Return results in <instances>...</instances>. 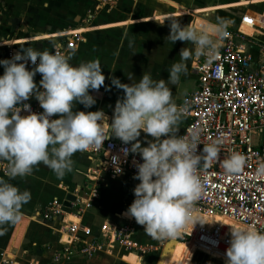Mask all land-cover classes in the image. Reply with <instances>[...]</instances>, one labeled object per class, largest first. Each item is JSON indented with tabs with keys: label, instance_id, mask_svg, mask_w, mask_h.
I'll list each match as a JSON object with an SVG mask.
<instances>
[{
	"label": "clouds",
	"instance_id": "obj_1",
	"mask_svg": "<svg viewBox=\"0 0 264 264\" xmlns=\"http://www.w3.org/2000/svg\"><path fill=\"white\" fill-rule=\"evenodd\" d=\"M230 23L218 18L192 26L171 20L166 39L172 44L189 42L194 47L179 50L181 59L172 64L167 81L154 80L150 72L128 84L110 77L111 85L123 91L111 118L103 109L74 110L76 104L85 109L96 104L90 90L98 91L105 80L98 61L73 66L70 57L58 51L30 46L0 59V161L7 162L5 174L10 179L24 177L43 163L62 178L72 170L74 153L101 147L115 137L131 144L123 149L125 155L138 153L142 160L135 164L133 178L139 183L132 190L134 199L122 215L133 218L157 240L176 239L190 222L194 227L199 222L194 205L203 191L198 169L219 159L221 141L199 148V131L178 135V123L188 106L174 102L169 84L175 85L186 73V62L193 54L214 59ZM37 74L41 77L39 86L34 80ZM128 79H133L132 73ZM31 97L42 112H32L25 103ZM21 111L28 114L21 115ZM141 133L152 138L147 146H141ZM245 164L244 154L232 152L221 166L225 176H235ZM113 171L117 175L122 172L115 158ZM256 175L264 177V159L258 162ZM30 199L28 190L21 191L0 178V226L19 222L21 209ZM225 255V264H264V231L231 227Z\"/></svg>",
	"mask_w": 264,
	"mask_h": 264
},
{
	"label": "crops",
	"instance_id": "obj_2",
	"mask_svg": "<svg viewBox=\"0 0 264 264\" xmlns=\"http://www.w3.org/2000/svg\"><path fill=\"white\" fill-rule=\"evenodd\" d=\"M263 13L264 0H114L113 3L107 0H0V59H5L10 48L17 50L30 46L51 52L57 45L64 46L68 35L77 33L79 41L67 51L69 62L78 66L81 62L98 61L105 80L98 91L90 90L96 99L95 105L85 109L83 105L76 104L74 110L103 109L111 118L123 91L111 85L110 77H118L121 83L128 84L138 82L143 73L150 72L154 80L167 81L172 64L181 59L179 50L194 47L189 42L172 44L166 39L171 20L179 19L184 25L195 26L203 20L216 22L218 18H224L231 21L226 29L240 28L253 34V29L242 24L241 18L243 15L259 17ZM201 57L193 54L186 62V73L181 74L175 85L169 84L177 105H181L185 94L196 90L192 67ZM130 73L133 74L131 81L128 79ZM2 74L3 67H0ZM40 79V74L34 77L38 86ZM190 80L194 88L182 90ZM185 122L182 116L178 135ZM138 139L143 147L152 138L141 133ZM71 159L72 170L62 178L43 163L35 165L30 175L12 179L0 170V178L31 194L30 201L21 209L19 222L0 226V257H7L10 264H52L54 253L60 248L58 240L62 221L61 218L45 221L36 213L53 200L64 203L68 194L73 195L75 201L71 207H66V213H75L73 206L78 202L80 206L84 202L92 203L88 213L93 216L83 214L84 209L79 206L80 222L92 231L89 239L98 236L101 225L106 222L130 223L134 227V219L122 214L132 203V190L139 181L127 173L110 177L104 168L99 167V157L84 152L74 153ZM122 179L127 183L123 191L117 195H103L101 186ZM94 189L97 190V198L90 195ZM126 195L132 199H124ZM148 237L143 229H137V233L134 230L136 242L150 240ZM187 246L190 245L180 242L169 245L162 264H190L191 261L204 264L203 261H209L202 260L200 256H194L193 261L192 255L183 258L182 249ZM102 252L110 253L111 250H98L91 256L75 257L59 264H82L89 262L85 259H99L98 254ZM122 257L127 264H141L143 260V255L140 257L134 253H126Z\"/></svg>",
	"mask_w": 264,
	"mask_h": 264
},
{
	"label": "built area",
	"instance_id": "obj_3",
	"mask_svg": "<svg viewBox=\"0 0 264 264\" xmlns=\"http://www.w3.org/2000/svg\"><path fill=\"white\" fill-rule=\"evenodd\" d=\"M107 1L113 3L114 0ZM241 23L251 27L253 34L248 35L240 28L226 29L227 35L216 57L209 61L202 56L193 64L196 90L185 94L181 103L187 104L188 111L183 115L186 122L180 135L199 131V148L216 140L221 143L219 159L198 169L203 183V191L194 205L199 222L194 227L190 222L174 240L224 262L231 227H255L264 231V177L256 175L258 162L264 159V13L259 17L243 15ZM68 37L64 46L57 45L51 52L67 56V51L79 41L77 33ZM15 51L10 48L6 58ZM25 103L30 104L32 112L43 111L35 97ZM27 114L21 111V115ZM130 147L131 144L125 145L114 137L105 140L101 147L83 152L99 157V167L112 178L125 173L134 177L135 164L142 160L138 153L124 154L123 149ZM232 152L244 154L246 164L239 174L225 176L221 163ZM114 158L122 168L118 175L113 171ZM6 167L5 162L0 161L1 172L5 173ZM90 195L97 198V190H92ZM80 205L78 202L73 206L75 213H66L64 203L53 200L36 213L45 221L55 218L62 221L60 248L55 251L52 264L88 257L103 248H117L137 256L152 249L135 241L130 223H103L100 234L89 239L92 231L79 220ZM214 215L223 221L210 225L209 220ZM224 220H231L232 224ZM0 262L10 264L3 256Z\"/></svg>",
	"mask_w": 264,
	"mask_h": 264
},
{
	"label": "rangeland",
	"instance_id": "obj_4",
	"mask_svg": "<svg viewBox=\"0 0 264 264\" xmlns=\"http://www.w3.org/2000/svg\"><path fill=\"white\" fill-rule=\"evenodd\" d=\"M5 58H6V56H5ZM193 88H194L193 81L190 80L183 85L182 90L187 91V90H192ZM126 185H127V183L123 179L119 180V181L115 180V181L109 182V185H107V186H101V191L103 192V195H108L109 193L117 195L125 189ZM128 198L132 199L131 196H127V195L124 196V199H128ZM91 206H92V203H89V204L87 202L82 203V206H80V207L82 210L84 209L83 214H87L88 212H91V210H90ZM85 209H87V210H85ZM87 215L93 216V215H90V213H88ZM224 221H225L224 223L232 224L230 221H227V220H224ZM97 222H99V220ZM139 228L143 229V226L138 225L134 220L133 229L136 231V233H137V229L139 230ZM60 229H61V227L59 228V231H60ZM139 241L142 242L141 244L150 245L152 247V249L150 251H148L147 253H141V255H138L140 257L143 255L142 258L144 261L142 260V262H140L141 264H162L163 255L167 251V247L169 245L179 243L176 240H157V239H153L152 237H150V240L147 239L144 241V239H140ZM103 249H107V248H103ZM190 251H191L193 261H194V256L195 257L200 256L202 260H209L207 262L203 261L204 264H211L210 261L213 262L214 264H225L224 261H221L220 259H217L216 257L211 256L209 254H206V253H203L200 251H196V250H190ZM126 253L127 252H124V250H122L120 252V250H118L117 248H112L110 253H104V252L99 253L98 254L99 259H97L98 257L96 259H95V257L85 259V260H89V262L84 261L82 264H127L122 259L123 258L122 255L126 254ZM132 253H134V252H132ZM148 256L150 258L152 257L151 260L149 259ZM200 263L202 264V261ZM0 264H4V263L0 262ZM78 264H81V263H78ZM190 264H194V263H192V261H191Z\"/></svg>",
	"mask_w": 264,
	"mask_h": 264
},
{
	"label": "bare ground",
	"instance_id": "obj_5",
	"mask_svg": "<svg viewBox=\"0 0 264 264\" xmlns=\"http://www.w3.org/2000/svg\"><path fill=\"white\" fill-rule=\"evenodd\" d=\"M251 32H252V30H250ZM244 33H246V34H248V35H252L251 33H249V32H244ZM220 221H222V219H221V217L220 216H218V215H214V216H212L211 218H210V220H209V224L211 225L212 223H214V222H220ZM228 221V220H227ZM230 222L232 223V221L230 220ZM228 224V223H227ZM191 247L190 246H187V247H184L183 249H182V254H183V258H186V257H188V256H190L191 255ZM212 256V255H211Z\"/></svg>",
	"mask_w": 264,
	"mask_h": 264
},
{
	"label": "water",
	"instance_id": "obj_6",
	"mask_svg": "<svg viewBox=\"0 0 264 264\" xmlns=\"http://www.w3.org/2000/svg\"><path fill=\"white\" fill-rule=\"evenodd\" d=\"M113 138H114V137H111V139H113ZM74 201H75V197H74L73 195L68 194V195L66 196V200H65V202H64V205H65L66 207H71V204L74 203Z\"/></svg>",
	"mask_w": 264,
	"mask_h": 264
}]
</instances>
